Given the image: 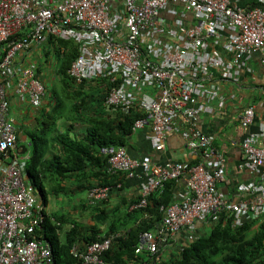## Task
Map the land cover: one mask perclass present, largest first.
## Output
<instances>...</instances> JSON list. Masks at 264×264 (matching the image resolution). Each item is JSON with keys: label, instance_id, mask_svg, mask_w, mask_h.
<instances>
[{"label": "built area", "instance_id": "2783aa9c", "mask_svg": "<svg viewBox=\"0 0 264 264\" xmlns=\"http://www.w3.org/2000/svg\"><path fill=\"white\" fill-rule=\"evenodd\" d=\"M47 41L76 47L68 76L77 85H103L108 109L138 114L131 131L148 130L153 149L164 150L176 133L198 159L153 163L129 157L122 146L104 150L109 174H142L139 200L130 210L145 208L167 182L178 187L174 201L158 209L160 225L140 233L135 253L183 248L199 238L203 225L238 228L264 215V119L256 114L264 107V89L253 88L250 66L258 57L264 65V0L246 7L241 0H0V264H54L39 235L46 209L29 183L8 98L12 93L33 109L42 107L45 84L21 55ZM242 84L254 97L235 115L245 132L238 169L256 180L239 184L232 200L218 188L225 156L199 123L224 112ZM113 188L120 185L92 187L89 204L107 200ZM116 236L75 242L70 254L80 264H103Z\"/></svg>", "mask_w": 264, "mask_h": 264}, {"label": "trees", "instance_id": "16d2710c", "mask_svg": "<svg viewBox=\"0 0 264 264\" xmlns=\"http://www.w3.org/2000/svg\"><path fill=\"white\" fill-rule=\"evenodd\" d=\"M75 56L76 47L74 46L68 50L66 56L63 55L61 58L63 63L59 67L60 74L58 76L62 79L64 91L65 89L69 90L72 86L75 87L74 81L67 74V70ZM83 85H79L77 88L80 91L74 90L73 94L77 92L81 96ZM49 104H51V101ZM59 104L58 101L53 102V108L59 107ZM79 108L80 114L77 112L76 116L79 115L86 118L82 120L89 125L87 136L92 137H87L85 140H77L76 144V141L68 135L69 128L66 132L59 133L57 140L61 142L59 143L62 145L63 150L68 151V155L65 158L60 155L47 158L46 154L48 155V153L43 138L39 137L32 140L33 150L26 164V173L32 189L38 192L42 200L44 210L47 207L49 196L53 195V189H56L57 193L62 194L63 192L71 195L69 191H64L65 187H67L65 186L66 183H76L78 191L85 190V187L89 186L90 188L96 187L92 186L91 183L88 185L87 182L83 184L82 178L85 175L83 171L86 170V166L89 164H98L100 174L107 176V179L102 180L97 186L110 185L113 187L120 181L118 176L121 173L109 174L107 171V157L104 160L99 158L102 157L99 151L101 148L110 145L126 146L128 137L132 136V124L139 115L133 112L128 115L116 113V121L109 119L98 123L97 118L89 116L83 98H81V103L78 102L74 106L76 110H79ZM83 111H86L87 115H84L85 112L83 114ZM49 114L45 111V117L49 116L51 119L43 118L45 123L42 125L45 130L56 127V116L51 117ZM95 126H98V128ZM94 148L98 149L99 155L95 158L93 156ZM74 149H80L81 152L74 154ZM99 162L101 163L99 164ZM52 175H56V184L50 187L48 184ZM67 179L72 180L68 182ZM175 190V182H167L165 189L160 195L152 194L148 197V203L145 208L130 210L124 222H118L119 219L115 223L113 221V224L110 225L109 230L105 234H102L98 226L91 225V227L86 228L76 219H68L64 218L63 215L52 213L45 217L39 235L49 243L53 252L54 264H80V261H77L70 254V248L75 242L89 244L101 241L105 237L110 236V234L116 233L119 235L113 240L110 249L102 255L103 264H264V217L246 222L242 227L238 228H232L231 226L222 227L220 225L213 226L209 234L203 235L196 241L187 244L182 248L181 252L174 251L171 253V257L165 256L170 253L169 249L159 253L160 256H150L146 253L135 254L134 250L140 233L153 231L160 225L162 215L158 209L161 205H170L174 201ZM138 199L133 200L132 203L136 204ZM87 202L86 204L79 203L82 206L81 210L89 205V202ZM148 217L149 220H147ZM66 222L69 223L70 228L64 232V240H62L60 239V233L63 229L62 224ZM129 224L134 226L130 227ZM85 228L87 232H84Z\"/></svg>", "mask_w": 264, "mask_h": 264}, {"label": "crops", "instance_id": "0c3cea01", "mask_svg": "<svg viewBox=\"0 0 264 264\" xmlns=\"http://www.w3.org/2000/svg\"><path fill=\"white\" fill-rule=\"evenodd\" d=\"M252 2L253 0H241V5L245 7L251 6ZM73 47L74 45L72 43L59 41L55 44L53 41H47L39 46H32L29 50L23 52V54L21 55V62L23 63V65L34 64L36 66L38 76L42 79L43 83L46 86V90L48 92L47 96L50 98L51 103L55 101L57 102L58 99L57 91H59L60 88L59 86L57 87L56 83H63L61 77L59 78L58 76L60 74L59 67H61L63 63V59L61 58L63 55L66 56V54H68V50L72 49ZM258 58H254L251 61L250 65L256 74L253 83V88L262 86L264 89V84L262 83L264 82V65L258 64ZM16 63H18L19 65V53L17 55ZM258 77L259 80L262 81L261 83H256L258 82ZM77 87H79V85L75 84V87L72 86L69 88V90L65 89V91L64 88H62V92L64 96H66L65 100H69V103L71 104L69 111H66L65 114H63L62 101H59V107L53 108L54 106L51 104V107L49 110H47V113H50L49 115L51 117L56 116V127H52L48 130H45L42 124L45 123V119L43 118L50 119L49 116L45 117V113L42 114L39 112V109H33L32 107H30L26 99L18 98L12 93L9 94V117L13 119L16 123L17 118L12 117L13 114L16 115L19 119V121L17 122L18 125L22 124L24 127L29 128V132L27 133H25L23 129L19 130L20 144L26 145L27 147L24 152L25 154L22 156L29 157L33 150L32 140L34 138L38 139L39 137H42L45 148L47 149L48 153V155L46 154L47 158H51L54 155H60L65 158L68 155V151L63 150V147L60 144L61 142L57 140V136L59 135V133H62L64 131L66 132L68 128V135L71 139H74L76 141V144L77 140L87 139V137L89 136H87V128H89V125L86 121L82 120L85 117H80L79 115L76 116L77 112L80 114V108L79 110L74 109L76 103H81V98L85 100L89 116L91 118H97L98 123L109 119L116 121V112L108 109L105 106L103 97H105L106 88H104L103 85L97 84L96 82L85 83L83 85V91H81V96L77 92L73 94L74 90H79ZM251 88L252 87H250L248 84H242L241 92L238 93L237 100L229 102V104L226 105L224 112L217 113L213 116H202L199 123V128L201 132L214 135L215 146L225 156L226 173L224 180L218 184V188L229 199L232 200H236L238 198L236 188L239 184L245 183L247 181L256 180L255 177L246 174L245 172H240L238 169V164L241 162L242 159V152L239 144L242 137L245 135V132L238 126L237 121L235 120L236 113L239 112L242 108L252 103L254 96L251 97ZM50 89H52L51 96L49 95ZM42 105V107L46 105L45 99ZM83 114L87 115V112L83 111ZM256 114L257 120L264 119V107L257 108ZM59 121H61V125L58 124ZM37 125L39 128L37 127ZM33 128H37L38 133H34L33 131V134L31 135L30 130H32ZM58 128H60V130ZM96 128H98V126ZM149 134L150 133L148 130H142L132 134L131 137H128L127 145L125 147L130 157L144 161L147 160L153 163H162L164 161H175L184 163L198 162V159L195 157L194 154L191 153V151L185 145L184 140L179 134H170L166 140L165 149L162 151H157L151 148ZM91 137L92 136L88 138ZM91 151H93V149H91ZM76 152H81V150L74 149L73 153L76 154ZM99 154H101L102 156L99 158L103 160L104 158H106V156L102 153L101 149L99 151ZM93 156L94 158L96 156H99L97 148H94ZM100 163L101 162H99V164ZM99 170L100 167H98V164L96 163L89 164L88 166H86V170L83 171L86 175V177L84 175V177L82 178L83 184L86 182L88 183V185H90L91 183L92 186H97L98 184H100L102 180H104L107 176L105 177L101 175ZM141 176L142 174L140 172H138L137 177L134 178L129 177L127 174L119 175L118 178H120V181H118L117 184L120 185V188H113L107 200L99 201L93 205L89 204L90 207L89 205H87V207L82 210L80 209L82 206L79 205V203L82 202L86 204L87 194L89 190L88 188H90V186L85 187V190L78 191V185L76 183H64L65 186H67L65 187L64 191H69L73 197L74 195L80 194V192L84 191L83 196L80 195L73 198V203H70V201H68L70 203V206L74 208V212L77 213V215L75 214V217L71 218L76 220L80 218V223L86 228L91 227V225L98 226L102 234H105L109 230L110 225L113 224V221L114 223L117 222L118 219V222L126 221L125 219L127 215H129L130 211V203L132 204L133 200H137L140 196L139 188L142 182ZM55 178L56 175H52L50 177V183L48 184V186L51 187L56 184ZM72 179H67V181L69 182ZM176 188L178 187L176 186ZM57 192L58 191L56 189H53V195L51 194L52 196H49V198L51 197L50 200H58L60 193ZM49 198L47 201V205H50ZM68 202H66V204ZM58 206L63 205H57L55 207ZM263 217L264 215L258 219H262ZM64 218L66 217L64 216ZM77 221L79 222V220ZM63 225H68V228L66 230L70 228L68 222L62 224V226ZM212 226L213 225H203L201 228H199V237L209 234L210 230L212 229ZM86 228L84 229V232H87ZM207 230L209 231L206 232ZM62 233H60V235ZM62 239L64 240V233Z\"/></svg>", "mask_w": 264, "mask_h": 264}, {"label": "rangeland", "instance_id": "374dc122", "mask_svg": "<svg viewBox=\"0 0 264 264\" xmlns=\"http://www.w3.org/2000/svg\"><path fill=\"white\" fill-rule=\"evenodd\" d=\"M261 82L262 81L259 80V77H258V82H256V83H261ZM262 83L264 84V82H262ZM56 84H57V87L59 86V88H60L59 91H57V95H58L57 101L58 102L62 101L63 114H65L66 111L67 112L69 111V108H70L71 104L69 103V100H65L66 96H64V94L62 92V88H64L63 83L57 82ZM51 93H52V89H50V91H49V95L50 96H51ZM49 102H50V98L46 97V105L39 109L40 113L43 114V113H45V111L50 109L51 104L53 105V102L50 105H49ZM12 117H16L17 118L16 119V123L19 121V119H18V117L16 115L13 114ZM16 123H15V125H16L17 129H23L25 133L29 132V128L28 127H24L22 124H20L21 125L20 126V125H18V123L17 124ZM58 124L61 125V121H59ZM37 127H38V125H37ZM58 129L60 130V128H58ZM33 131H34V133H38L37 132V128H33L32 130H30V134L31 135L33 134ZM83 194H84V191L80 192V194L74 195V197H73L72 195H69L68 193H66V194L62 193V194H60V196H59L57 201L50 200L51 199V197H50L49 198L50 205H47L46 211H47L48 214H52V213L56 214L57 213L58 215H63V216H65L68 219H72L71 217H75L77 215V213L74 212V208L72 206H70V203H73V201H72L73 198H75L76 196H80V195L83 196ZM68 201H70V203ZM54 202L57 205H63V206L55 207L57 205ZM66 202H68V203L66 204ZM64 204H65V206H64ZM66 205H68V206H66ZM77 220H79V222H80V218H78ZM67 226L63 225L64 229L61 230V233L62 232L64 233L66 231V229L68 228ZM208 231L209 230H207L206 232H208ZM63 233L60 235V239L63 238Z\"/></svg>", "mask_w": 264, "mask_h": 264}, {"label": "clouds", "instance_id": "9594fccd", "mask_svg": "<svg viewBox=\"0 0 264 264\" xmlns=\"http://www.w3.org/2000/svg\"><path fill=\"white\" fill-rule=\"evenodd\" d=\"M57 75H58V74H57ZM45 89H46V86H45ZM47 95H48V92H47V90H46V97H48ZM46 97H45V100H46ZM42 106H43V105H42ZM9 110H10V109H9ZM116 113H119V112H116ZM121 114H122V113H121ZM12 120H13V119H12ZM13 121H14V120H13ZM14 124H15V122H14ZM15 127H16V125H15ZM16 128H17V127H16ZM19 130H20V129H17V131H18V135H19ZM134 133H136V132H134ZM134 133L132 132V134H134ZM149 141H150V140H149ZM150 144H151V143H150ZM18 146H20L21 151L23 150L22 146H24L25 149L27 148L26 145H21V144H20V135H19V138H18ZM110 147H112V148H116V147H121V145H118V146H110ZM110 147H103V148H101L102 153L107 157V167H108V156L106 155V153L104 152V150H105V149H108V148H110ZM122 147H124L125 150H126V152H127L126 147H125V146H122ZM151 148H152V147H151ZM21 151H20V152H21ZM24 154H25V153H23L22 155H24ZM127 154H128V152H127ZM20 155H21V154H20ZM128 156L130 157L129 154H128ZM28 158H29V157H28ZM131 158H132V157H131ZM134 159H136V158H134ZM119 173H120V172H119ZM121 174H125V173H121ZM91 188H92V187H91ZM91 188H89V190H90ZM89 190H88V191H89ZM87 195H88V194H87ZM138 200H139V199H138ZM87 201H88V199H87ZM132 205H134V204L132 203L131 206H132ZM131 206H130V207H131ZM241 227H242V226H241ZM112 235H115V236L117 235V236H118L119 234H118V233H116V234H110V236H112ZM107 237H109V236H107ZM107 237H105V238H107ZM114 239H115V238H114ZM138 240H139V239H138ZM101 241H102V240H101ZM95 242H97V241H95ZM91 243H92V242H91ZM137 245H138V243H137ZM110 247H111V246H110ZM184 247H185V246H184ZM136 248H137V246L135 247V250H136ZM109 249H110V248H109ZM109 249H108V250H109ZM164 249H165V250H166V249H169V250H170V253H168V254L165 255V256H167V257H171V255H172L171 253H173L174 251H175V252H177V251H178V252H181V251H182V247L179 248V247L174 246V245H172V246H170V247H165ZM108 250H107V251H108ZM135 250H134V252H135ZM165 250H162L160 253H162V252L165 251ZM107 251H106V252H107ZM106 252H105V253H106ZM135 254H137V253H135ZM139 254H143V253H139ZM146 254H148V253H146ZM148 255H150V254H148ZM157 255H159V253L155 254V256H157ZM150 256H152V255H150ZM159 256H160V255H159ZM101 259H102V256H101ZM102 262H103V261H102ZM145 264H146V263H145Z\"/></svg>", "mask_w": 264, "mask_h": 264}, {"label": "water", "instance_id": "95a60500", "mask_svg": "<svg viewBox=\"0 0 264 264\" xmlns=\"http://www.w3.org/2000/svg\"><path fill=\"white\" fill-rule=\"evenodd\" d=\"M23 150L20 152V154L22 155L25 152V147L22 146Z\"/></svg>", "mask_w": 264, "mask_h": 264}]
</instances>
